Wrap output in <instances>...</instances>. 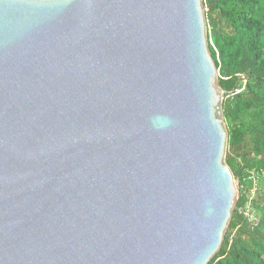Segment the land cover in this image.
Wrapping results in <instances>:
<instances>
[{
	"label": "water",
	"instance_id": "obj_1",
	"mask_svg": "<svg viewBox=\"0 0 264 264\" xmlns=\"http://www.w3.org/2000/svg\"><path fill=\"white\" fill-rule=\"evenodd\" d=\"M225 94L203 0H0V264H208Z\"/></svg>",
	"mask_w": 264,
	"mask_h": 264
},
{
	"label": "trees",
	"instance_id": "obj_2",
	"mask_svg": "<svg viewBox=\"0 0 264 264\" xmlns=\"http://www.w3.org/2000/svg\"><path fill=\"white\" fill-rule=\"evenodd\" d=\"M203 9L218 83L227 92L226 163L239 181L222 245L208 264H264V0H203ZM246 207L256 226L242 212Z\"/></svg>",
	"mask_w": 264,
	"mask_h": 264
},
{
	"label": "built area",
	"instance_id": "obj_3",
	"mask_svg": "<svg viewBox=\"0 0 264 264\" xmlns=\"http://www.w3.org/2000/svg\"><path fill=\"white\" fill-rule=\"evenodd\" d=\"M250 179H252L254 182V186H253V190H256L255 187L257 188V181H256V177H255V174L254 173H250V176H249ZM256 184V185H255ZM251 191V195H250V199L254 196L255 192L254 191ZM249 206V205H247ZM242 212L244 213V215L248 218L249 220V223L252 225V226H256L257 223H258V219L256 217V215L249 209V207H246L245 209H241Z\"/></svg>",
	"mask_w": 264,
	"mask_h": 264
},
{
	"label": "rangeland",
	"instance_id": "obj_4",
	"mask_svg": "<svg viewBox=\"0 0 264 264\" xmlns=\"http://www.w3.org/2000/svg\"><path fill=\"white\" fill-rule=\"evenodd\" d=\"M225 120V119H224ZM225 124H226V122H225ZM226 128H227V125H226ZM227 131H228V129H227ZM261 182V181H260ZM257 183V182H256ZM256 185V184H255ZM261 185H259V187H260ZM255 189H257L256 187H255Z\"/></svg>",
	"mask_w": 264,
	"mask_h": 264
}]
</instances>
